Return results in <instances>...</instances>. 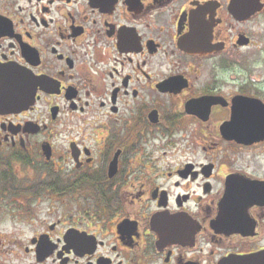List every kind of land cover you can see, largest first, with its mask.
Here are the masks:
<instances>
[{
	"label": "flooded vegetation",
	"instance_id": "1",
	"mask_svg": "<svg viewBox=\"0 0 264 264\" xmlns=\"http://www.w3.org/2000/svg\"><path fill=\"white\" fill-rule=\"evenodd\" d=\"M263 55L264 0H0V264H264Z\"/></svg>",
	"mask_w": 264,
	"mask_h": 264
},
{
	"label": "water",
	"instance_id": "2",
	"mask_svg": "<svg viewBox=\"0 0 264 264\" xmlns=\"http://www.w3.org/2000/svg\"><path fill=\"white\" fill-rule=\"evenodd\" d=\"M242 106L247 107V106H250V104H249V102L244 101V102L236 105V107H235L236 112L234 114V122H238L242 118V116H241L242 114L240 113V111H238L239 110L238 107L241 108ZM260 115L262 116V119H264V114L260 113ZM244 117H245V119H247L246 114ZM256 117H257L256 113H253L251 118L247 119V121H249V123H253V122H255ZM260 128L261 127L256 129L255 125L250 126V131H251L250 134L245 135V133H244L243 135H239L236 138H238L240 141L248 140V141L254 142L255 140H258V139L264 137V127L261 130H260Z\"/></svg>",
	"mask_w": 264,
	"mask_h": 264
},
{
	"label": "rangeland",
	"instance_id": "3",
	"mask_svg": "<svg viewBox=\"0 0 264 264\" xmlns=\"http://www.w3.org/2000/svg\"><path fill=\"white\" fill-rule=\"evenodd\" d=\"M262 60H263L262 62L264 63V59ZM252 77L257 78V80H260L261 82L264 81V70L257 71L252 75Z\"/></svg>",
	"mask_w": 264,
	"mask_h": 264
}]
</instances>
